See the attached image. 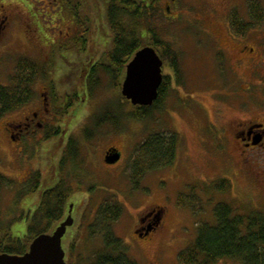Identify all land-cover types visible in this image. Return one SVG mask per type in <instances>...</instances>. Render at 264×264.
I'll return each mask as SVG.
<instances>
[{"label":"rangeland","instance_id":"374dc122","mask_svg":"<svg viewBox=\"0 0 264 264\" xmlns=\"http://www.w3.org/2000/svg\"><path fill=\"white\" fill-rule=\"evenodd\" d=\"M52 1L7 0L8 6H14L2 13L0 22L5 27L0 39V85L10 83L24 57L36 61L42 70L34 85L35 100L0 120V174L8 179L0 186V238L13 234L16 239H24L29 234L41 198L40 192H26L32 186L30 177L40 170L44 184L51 187L57 178L51 167L59 165L61 146L70 138L78 141L79 151L64 166L72 187L69 203L74 204L75 219L63 242L70 264H76L78 258L74 257L79 255L83 257L79 264L95 263V253L103 245L98 208L106 202L121 203L124 214L112 222V229L137 264H180L179 256L193 243L197 228L216 220L214 207L218 204H229L243 215L264 211V163L242 164L228 144L229 134L223 131L225 119L236 113L227 104L231 98L239 102L242 85L249 86L251 93L261 89L264 93L263 78H250L248 71L246 82L237 78L232 69L235 60L229 56L235 59L243 47L228 35L229 30L237 34L231 26L233 14L251 22L250 4L258 3L264 14V0H158L149 17H144L140 29L143 41L148 43L150 29L168 40L177 50L181 72L172 80L169 77L173 83L168 95L153 116L145 120L127 116L134 111V105L124 99L122 87H117L118 82L100 67L113 40L105 1L78 0V6L70 9L61 0L63 5L57 1L54 7L50 5ZM33 2L40 4L31 6ZM169 5L172 9L168 12ZM74 14L79 16L78 23ZM81 20L89 32L84 46L74 37ZM245 40V45L260 50L264 57V19L248 31ZM224 51L227 58L223 57ZM90 61L91 65H83ZM164 61L170 75L171 61ZM92 70L97 71L99 83L88 89L83 84ZM49 79L55 80L61 104L46 128L56 125L62 136L42 141L40 133L38 139L28 136L14 143L8 124L20 122L29 112L42 108L41 94ZM75 95L81 100L77 101ZM69 102L73 107L64 115ZM112 110L120 117L118 127L103 124L87 140L84 131L93 129L94 117ZM52 128L45 130L47 135ZM156 133L179 136L177 159L168 167L147 171L136 188L132 176L137 147ZM109 147L123 152L122 160L115 165L104 160ZM222 180L229 182V191L222 192L217 187ZM180 197L184 201L181 205ZM149 211H162L163 219L145 237L137 230L139 218ZM217 264L242 262L226 259Z\"/></svg>","mask_w":264,"mask_h":264},{"label":"trees","instance_id":"16d2710c","mask_svg":"<svg viewBox=\"0 0 264 264\" xmlns=\"http://www.w3.org/2000/svg\"><path fill=\"white\" fill-rule=\"evenodd\" d=\"M157 2L158 0H110L107 4V21H109L113 40L111 47L106 52L104 64L100 67L113 78V81L118 82L117 87H122L127 65L137 51L145 45H153L159 51L162 59L171 61L170 69L174 71L176 77L180 75L177 50L168 40L163 36L161 37L153 29H148L151 33L149 41L148 43L143 41V33L140 29L145 23L144 17L146 14L149 17ZM249 11L253 18L251 22L239 19L237 13L232 16V26L239 35L246 36L249 30L264 19V14L258 3H251ZM17 68V72L11 77L10 83L0 85V120L9 113L22 108L34 98V85L38 79L37 76L42 71L41 67L36 61L24 57ZM96 72V70L91 71L89 82L83 86L90 89L92 85L95 86L99 83V80L95 78ZM162 83L159 89L160 95L154 106L137 108L132 113H128L127 116L138 120L152 117L153 111L160 107V103L172 87L168 76ZM74 97H77V101L81 100L80 96L75 95ZM72 107L73 104L69 102L64 115ZM94 118L95 126L93 129L86 128L84 131V137L87 140L92 139L97 127L107 123L115 124L118 127L120 121V117L114 110L102 112ZM59 132L60 130L57 131V134L55 133L56 135L51 133L47 140L52 136H58ZM178 141V135L165 136L156 133L137 147L132 176L136 188H139L147 171L158 170L174 164L177 159ZM67 144L70 152L67 151L62 158L61 162L64 165L69 157L76 158L79 152L77 140L70 138ZM34 174V177L32 176L30 179L32 186L29 185L26 192H40L41 198L39 209L36 210L33 223L29 226V234L24 239H16L13 234L2 237L5 241L0 238V254H25L37 236L52 232L65 216V210L70 204L72 187L67 181L57 182L50 187L44 184L46 181H44V175L40 170ZM7 183L8 179L0 174V186ZM41 186H44V189L40 191ZM217 187L222 192L231 189L227 180H222ZM181 197L180 205L184 203ZM214 209L216 220L213 223L204 222L197 228L198 233L193 243L183 249L179 256L180 264H217L226 259L240 261L242 264H264V211L256 210L243 215L236 213L235 208L226 203L218 204ZM98 214L99 223L103 224V228H101L103 245L95 253L94 264H137L128 255V246L121 237L115 235L112 229V222H117L124 214L121 203L106 202L99 209ZM94 229L95 226L92 225L90 228L92 237ZM74 246L73 244L71 247L75 248ZM79 256L74 257L78 258L76 264H79V261L83 259L82 255Z\"/></svg>","mask_w":264,"mask_h":264},{"label":"flooded vegetation","instance_id":"af4514ba","mask_svg":"<svg viewBox=\"0 0 264 264\" xmlns=\"http://www.w3.org/2000/svg\"><path fill=\"white\" fill-rule=\"evenodd\" d=\"M7 0H0V22L2 13L3 12H8L12 6L14 5H7L6 4ZM60 2V0H53L50 2V5L52 4L54 7H57V3ZM78 0H61L62 3H64L65 8H72L75 6H78L76 4ZM87 1H93V0H87ZM105 4L107 5L110 0H104ZM60 2V4H62ZM78 2L83 3L81 0ZM40 3H35L33 2L31 6L37 5ZM63 5V4H62ZM172 5L168 6V12L172 9ZM16 7V6H15ZM53 7V8H54ZM64 8V10H65ZM12 11V10H11ZM107 16V15H106ZM76 20V23H78V18L76 14H74V17ZM75 23V24H76ZM80 26V27H79ZM231 26H232V21H231ZM5 27L3 25H0V39L2 37V31ZM80 28V30H79ZM231 29V28H230ZM235 31V30H234ZM87 32L84 27V22L81 20L79 25L77 24L76 29L74 30V37L78 38L80 41V45L84 46V39L87 36ZM236 32V31H235ZM89 33V32H88ZM5 34V33H4ZM228 35L232 37L233 40H235L240 47H243L241 51H238L235 59L229 56L232 60H235L232 66V69H234L235 74L237 75V78L243 79L244 82H246V78L244 76H247L251 73L250 78H254L255 76L257 80H261V78L264 79V57H262V53L258 52L260 50H255L254 48H249L247 45H245L246 40L243 35H239L238 33L236 35H233L231 30L228 31ZM68 36H70V33H68ZM237 37L240 38L237 39ZM237 39V40H236ZM226 57V53L224 51L223 57ZM226 60V59H225ZM93 61V59H91ZM91 61L89 63H83L84 66H89L91 65ZM82 65V66H83ZM76 66V65H74ZM165 63L163 67V72H164V80H166L167 76L171 77V80L175 78L176 74L174 71L169 69L171 71L170 75H167V72L165 71ZM251 68V69H250ZM250 69V70H249ZM249 74H247V72ZM252 71V72H251ZM88 72V71H87ZM243 72L245 74H243ZM91 71L87 73V76L85 78L86 83L83 85H86L89 82V77L91 76ZM178 77V76H177ZM249 78V79H250ZM254 78V79H256ZM51 79H53L51 77ZM38 80V79H37ZM36 80V81H37ZM173 83V82H172ZM250 83V82H249ZM248 83V84H249ZM55 86V80H50L48 81V86L43 87V92L41 94V99L43 100L42 103V108H38V111H33L29 112L25 117H22L23 120L20 122L14 123H9L7 127V131L10 134V138L14 143H17L21 141L24 137H33L37 138L38 134L42 133L41 139L42 141H46L49 135L52 133L53 135L57 131H59L56 128V125L52 126L49 125L47 128V124L50 120H53L55 115L57 114L58 111V106H60L61 101L58 98V94L56 92ZM122 90V88H121ZM242 90H243V96H240L237 100H239L238 103L235 101H232L234 98H231L229 101H224L223 103L227 104L231 111H235L236 113H230V117L228 119H225L226 125L224 126L223 131L227 134H229L227 137H229L228 144L232 145L234 148V152L238 155L239 161L243 164H251L254 165L255 162L259 163L262 162L264 163V93H262V89L259 91H253L251 93V89L249 86L242 85ZM35 99L31 100L29 103H27L25 106L22 108H19L15 112H11L9 114H14L18 111H22L23 108H25L27 105L31 104ZM60 103V104H59ZM65 106L63 105V108ZM141 109L142 107L140 106H134V110ZM220 111V110H219ZM218 111V112H219ZM223 117V115H222ZM49 127H53L52 131L46 133V129ZM55 134V135H56ZM62 136V132H59L58 136H52L51 138H58ZM226 137V138H227ZM68 138V137H67ZM38 139V138H37ZM225 146V144H223ZM68 144L66 143L65 146H61V151L63 155H61L60 160H59V165L53 164L51 167V171H54L55 175L57 178L54 179L53 184L57 182H62V181H68L66 178L64 171H65V165L61 162L62 158L64 157L65 153L69 150L68 149ZM116 147H109L108 150L106 151V154L104 156V160L108 154L109 151L114 149ZM117 149V148H116ZM120 151V150H119ZM70 152V151H68ZM121 152V151H120ZM122 156H123V152ZM70 158V157H69ZM122 158V157H121ZM70 162V161H68ZM119 163V162H118ZM56 169H58L56 171ZM39 172L34 171V173ZM31 179V177H30ZM78 179V178H77ZM102 207V205L98 208L99 209ZM70 211L72 213L74 212V204L70 203L68 208L65 210V216L67 217L70 214ZM67 213V214H66ZM64 216V217H65ZM66 217V218H67ZM65 218V219H66ZM63 219L59 225L64 222ZM163 219V212L162 211H149L145 213L143 216L139 218V223L140 227L137 231L140 230V233L143 236H150L151 232L156 230L158 226L162 223ZM64 242V241H63ZM66 255L67 252H66Z\"/></svg>","mask_w":264,"mask_h":264},{"label":"water","instance_id":"95a60500","mask_svg":"<svg viewBox=\"0 0 264 264\" xmlns=\"http://www.w3.org/2000/svg\"><path fill=\"white\" fill-rule=\"evenodd\" d=\"M164 61L152 46L142 47L129 62L126 77L123 81L122 95L132 105L153 106L159 97V89L164 80L162 72ZM121 152L114 148L108 152L105 160L115 165L121 160ZM74 224L72 211L67 219L52 234L43 233L37 236L29 251L21 255H0V264H68L63 239L69 227Z\"/></svg>","mask_w":264,"mask_h":264}]
</instances>
